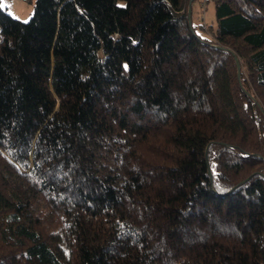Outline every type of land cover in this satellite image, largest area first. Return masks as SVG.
Returning a JSON list of instances; mask_svg holds the SVG:
<instances>
[{"label":"trees","instance_id":"1","mask_svg":"<svg viewBox=\"0 0 264 264\" xmlns=\"http://www.w3.org/2000/svg\"><path fill=\"white\" fill-rule=\"evenodd\" d=\"M194 1L0 4V264H264V0Z\"/></svg>","mask_w":264,"mask_h":264},{"label":"rangeland","instance_id":"2","mask_svg":"<svg viewBox=\"0 0 264 264\" xmlns=\"http://www.w3.org/2000/svg\"><path fill=\"white\" fill-rule=\"evenodd\" d=\"M35 1L36 0H0V4L12 16L22 21H27L33 13ZM190 9L191 12L189 17H192L193 12L191 22L195 25L198 33L210 36L211 34L203 31L200 25L204 24L206 27L215 24V10L213 4L209 3L207 5L206 0H196L193 4H189L188 13ZM238 69L241 70L240 64Z\"/></svg>","mask_w":264,"mask_h":264},{"label":"water","instance_id":"3","mask_svg":"<svg viewBox=\"0 0 264 264\" xmlns=\"http://www.w3.org/2000/svg\"><path fill=\"white\" fill-rule=\"evenodd\" d=\"M191 9L189 10V15H190ZM238 63V62H237ZM238 68H239V63H238Z\"/></svg>","mask_w":264,"mask_h":264}]
</instances>
